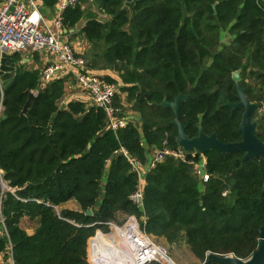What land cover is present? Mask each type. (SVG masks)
I'll return each mask as SVG.
<instances>
[{
  "label": "trees",
  "instance_id": "1",
  "mask_svg": "<svg viewBox=\"0 0 264 264\" xmlns=\"http://www.w3.org/2000/svg\"><path fill=\"white\" fill-rule=\"evenodd\" d=\"M61 22L88 44L81 53L87 71L117 83L139 119L113 132L103 109L80 100L68 99L57 111L72 75L41 82L42 67L17 64L2 84L0 213L7 234H0V255L8 247L12 264H89L87 239L94 229L133 215L143 218L141 227L151 236L170 244L184 240L200 264H222L207 261V252L247 258L264 222L262 157L241 161V151L209 150L205 182L188 161L167 157L145 175L142 212L129 199L136 175L119 150L144 163L163 141L177 148L172 110L157 103L187 91L179 120L189 137L201 126L223 142L241 139L242 109L224 103L238 100L231 79L236 69L249 100L262 99L264 0H78L62 11ZM10 58L21 59L18 52ZM33 58L39 62L37 54ZM28 91L34 97L21 114ZM256 134L264 140L263 115ZM71 199L79 209L55 210ZM23 217L36 222L30 234L20 225Z\"/></svg>",
  "mask_w": 264,
  "mask_h": 264
},
{
  "label": "built area",
  "instance_id": "2",
  "mask_svg": "<svg viewBox=\"0 0 264 264\" xmlns=\"http://www.w3.org/2000/svg\"><path fill=\"white\" fill-rule=\"evenodd\" d=\"M78 0H56L54 19L49 25L40 11L35 0H4L0 7V57L3 53H14L24 50L38 52L42 49L52 56L49 64L41 69V82H46L55 75L68 72L74 78L77 87L84 91L90 106L105 111L107 126L116 132L123 128L128 121L127 115L121 116V108L113 105V98L118 92L119 85L101 79L95 73L88 72L86 62L71 44L62 39L66 29L61 22L62 11L73 6ZM1 61V58H0ZM1 66V64H0ZM2 83L0 80V109L2 100ZM258 106L264 108V90ZM129 165L130 171L136 175L135 189L129 194V199L139 208L142 203L145 175L163 162L167 157L192 164L194 172L203 181L210 174L206 171V158L203 154L186 152L181 147L171 148L163 141V145L155 148L146 162L130 155L120 148ZM190 154V157H187ZM199 154L196 161L194 158ZM204 160L205 171L199 176L198 161ZM223 195L226 191L222 192ZM141 220L133 215L127 216L120 224L106 222V230L95 228L87 239V260L89 264H149L153 261L159 264H176L167 253V249L156 243L152 236L140 226ZM91 225H94L92 223ZM0 234L6 235L5 218L0 213ZM208 253V252H207ZM206 253V255H207ZM107 264H109L107 262Z\"/></svg>",
  "mask_w": 264,
  "mask_h": 264
},
{
  "label": "water",
  "instance_id": "3",
  "mask_svg": "<svg viewBox=\"0 0 264 264\" xmlns=\"http://www.w3.org/2000/svg\"><path fill=\"white\" fill-rule=\"evenodd\" d=\"M215 5L216 2L212 4L214 13ZM231 79L235 84L236 96L238 100L236 102L226 101L224 105L229 106L232 109H242L241 119L238 124V131L241 133V139L239 141L223 142L217 137L216 132L206 134L201 126L198 127V132L196 135L189 137L185 132V125L179 120V103L187 98L189 91L184 94L178 93L172 100H167L164 97L157 104L166 108H171L173 113L171 123L176 127L177 134L175 137V142L184 151L188 153L193 151L203 155L212 149L223 153L241 151L244 153L241 161L254 156H260L264 159V140L260 139L256 134L258 119L259 116H264V108L261 111L258 103L250 101L247 95L244 93L239 69L232 71ZM144 96L146 98L149 97L148 94H144ZM33 97L34 92L28 91V97L21 109V114L24 113L29 107ZM63 108H65V103L62 102L57 111H60ZM258 111L261 112V115L254 116V114ZM126 117L134 120L139 119L134 115H127ZM45 130L48 131L49 126H47ZM204 164V160L200 158L198 161L199 176H202L205 171ZM1 186L5 187V184L1 182ZM261 189L264 190V182L262 183ZM139 210L142 212L144 211L143 205L139 206ZM85 214L91 215V210L86 209ZM257 231V247L247 258L236 257L231 253L223 255L208 252L206 260H213L222 264H264V222L258 226Z\"/></svg>",
  "mask_w": 264,
  "mask_h": 264
},
{
  "label": "rangeland",
  "instance_id": "4",
  "mask_svg": "<svg viewBox=\"0 0 264 264\" xmlns=\"http://www.w3.org/2000/svg\"><path fill=\"white\" fill-rule=\"evenodd\" d=\"M88 5H89L88 3H84V6H88ZM90 8L95 10L94 6H90ZM82 20H84V19H82ZM228 40H229V35L224 33L223 37H222V42H226ZM12 54H8V53L3 54V58L1 59L0 80H1L2 84H3L6 76H8V74L10 75L13 72V70L15 69V66L17 64H20L23 62L22 59H20L19 62L13 63L11 61V58H10V56ZM23 57L26 58V56L24 54H19V58H23ZM33 60H34V58H33ZM9 63L12 66H9L8 65ZM27 65L32 66V63H27ZM42 66H43L42 64H39V67H42ZM110 73L113 76L117 77L116 76L117 74L115 72L111 71ZM116 95L118 96V99H115V100H117L116 106H118V107L120 106V108H122V110H123V113H125L126 115L128 113H130V114H135L137 116V113L130 110L131 102L127 99L126 93L119 90V88H118V92ZM259 115H261L260 111H258L256 113V116H259ZM254 116H255V114H254ZM1 189L4 190V189H9V188L5 185V187L1 186ZM60 209H61V206L55 207V210L57 212H59ZM123 216H124L123 214L121 216L118 215V217H120V218H122ZM20 225L24 229H34L36 226V222L33 221L32 219L28 218V217H23L20 221ZM152 239L156 243L164 246L167 249V253L170 256V258L174 261V263H176V264H200V260L196 261L195 256L191 253L189 246L186 244V242L184 240H180L179 242H175V243L170 244L164 238H161V237L152 236ZM0 256H1L0 257V264H12V259H11L10 251H9L8 247H7V250L3 254H1Z\"/></svg>",
  "mask_w": 264,
  "mask_h": 264
},
{
  "label": "crops",
  "instance_id": "5",
  "mask_svg": "<svg viewBox=\"0 0 264 264\" xmlns=\"http://www.w3.org/2000/svg\"><path fill=\"white\" fill-rule=\"evenodd\" d=\"M35 1L38 5L40 11L42 12V15H43L45 21L49 25L52 26V20L54 19V8L55 7L49 8L45 5H42V3L40 1H37V0H35ZM3 3H4V0H0V7L3 5ZM39 3H41V5H39ZM81 22H83V20ZM74 31H76V29H69V32H74ZM62 39L69 42L71 44V46L74 48V50L80 54L83 53L84 50L88 47V44L80 35H76L75 37H73V36H70L65 31ZM18 53L24 54L26 56V58L25 57L21 58L23 61L22 63H32V66H34V67H37V66H39V64H42L43 65L42 68H43L45 65L49 64L52 60V56L48 53V51H46L44 49H42L38 52H31V51L26 49V50L20 51ZM3 54H6V53H3ZM3 54L0 57L1 59L3 58ZM8 54H12V53H8ZM34 54H37L39 56V58H38L39 62H35V60H33ZM0 64H1V61H0ZM8 65L12 66L10 63ZM65 73L66 72H63V73H59L57 75L63 76ZM64 90H65V93H64V97H63V100L61 101V103L62 102L65 103L66 100L74 98V99H77V100L84 102L86 104V107L90 106V99H89L88 95L84 91L80 90L77 87L76 82L72 76L68 77L67 80L65 81ZM127 115L136 116L135 114H130V113H128ZM130 120H134V119H130ZM149 155H148V157H149ZM59 206H61V209L62 208H68V209H74V210L79 209L77 202L75 200H72V199L60 204ZM25 230L29 234L33 232V229H25ZM195 259H196V261H199V259L197 257H195Z\"/></svg>",
  "mask_w": 264,
  "mask_h": 264
},
{
  "label": "bare ground",
  "instance_id": "6",
  "mask_svg": "<svg viewBox=\"0 0 264 264\" xmlns=\"http://www.w3.org/2000/svg\"><path fill=\"white\" fill-rule=\"evenodd\" d=\"M107 262H108L109 264H111V262H109V261H106V260L104 261V263H106V264H107Z\"/></svg>",
  "mask_w": 264,
  "mask_h": 264
}]
</instances>
